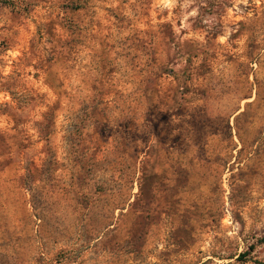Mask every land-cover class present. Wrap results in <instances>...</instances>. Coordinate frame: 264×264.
Here are the masks:
<instances>
[{
  "label": "rangeland",
  "instance_id": "374dc122",
  "mask_svg": "<svg viewBox=\"0 0 264 264\" xmlns=\"http://www.w3.org/2000/svg\"><path fill=\"white\" fill-rule=\"evenodd\" d=\"M0 264H264V0H0Z\"/></svg>",
  "mask_w": 264,
  "mask_h": 264
}]
</instances>
